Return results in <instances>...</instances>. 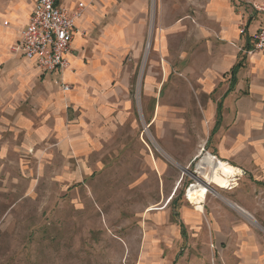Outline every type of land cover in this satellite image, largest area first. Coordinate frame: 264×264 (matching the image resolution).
Instances as JSON below:
<instances>
[{
    "label": "rangeland",
    "instance_id": "1",
    "mask_svg": "<svg viewBox=\"0 0 264 264\" xmlns=\"http://www.w3.org/2000/svg\"><path fill=\"white\" fill-rule=\"evenodd\" d=\"M239 1L245 7L239 11L246 26L263 16L253 6L264 7V0ZM151 10L144 41L137 52H124L119 70L115 68L116 95L112 105L109 103L112 116L102 125L108 131L99 137L94 129L87 130L97 145L86 147L84 141L79 142L80 113L68 103L64 125L71 137L64 140L59 131L39 141L27 137L33 133L20 129L16 116L0 108V264H172L182 246L172 214L176 208L183 209L189 201L188 189L198 184L193 172L200 177L201 171L210 174L209 166L199 167L210 147V121L205 115H196L204 128L194 130L191 125V144L165 146L177 132L166 131L173 124L162 123L154 108L165 105L173 77L184 74L177 70L175 50L170 48L174 40L162 36L163 26L175 20L164 14L160 17L157 0H151ZM188 12L189 20L197 24L194 9ZM159 21L164 25H158ZM234 44L240 58L244 57L242 45ZM148 80L155 91L151 88L145 98L143 86ZM192 91L197 102V93ZM31 100L24 99V109L37 108ZM45 106L41 101L37 109V116L43 119ZM171 116L163 118L168 121ZM35 122L44 127L42 121ZM257 150L250 146L242 157L244 167H237L241 172L236 182L243 192L239 198L253 206L255 218H247L264 235V154ZM219 189L210 184L208 196L236 198L232 188ZM163 211L166 216L158 220ZM188 233L189 241L177 264H206V233L191 226ZM209 248L212 252L214 246L210 243ZM210 261L214 264L213 257Z\"/></svg>",
    "mask_w": 264,
    "mask_h": 264
},
{
    "label": "crops",
    "instance_id": "2",
    "mask_svg": "<svg viewBox=\"0 0 264 264\" xmlns=\"http://www.w3.org/2000/svg\"><path fill=\"white\" fill-rule=\"evenodd\" d=\"M81 2L88 3L89 7L76 21L66 67L44 72L25 57L20 47L21 34L29 23L35 0H0V108L16 116L20 129L33 133L30 136L28 133L27 137L34 136L37 141L49 138L53 131L60 132V139L71 137L64 125L68 103L74 112L80 113L79 142L84 141L86 147L97 145L87 130L94 129L95 133H100L99 137H104L101 135L106 128L102 125L112 116L109 103L112 105L116 95L115 68L119 70L124 52H137L145 38L149 15L153 13L151 0H57L70 13ZM157 8L160 17L164 14V18L175 20L165 26L161 21L157 24L162 23V36L174 40L170 48L175 50L173 58L177 70L184 74V77H173L165 105L154 108L162 123L173 124L166 131L177 132L174 139L170 137L173 142L165 141V146L177 148L191 144L190 127L203 129L204 124L196 115H205L210 121L208 154L242 170V157L250 146L264 154V56L247 59L243 53L244 57L240 58L234 43L241 44L243 49L250 46L262 17L247 22L248 33L241 34L243 22L239 10L244 11L245 7L239 0H235V4L234 0H157ZM190 8L198 19L195 25L189 20ZM189 39L190 52L187 53ZM150 46L148 38L147 47ZM170 75L171 72L168 77ZM64 84H69L71 89L65 91ZM151 88L155 91L148 80L143 86L145 98ZM192 88L197 93V102ZM163 90L164 85L160 95ZM24 99H32L37 108L24 109ZM41 101L46 102L45 111L41 113L44 119L37 116ZM167 114L172 115L168 121L163 118ZM187 115L191 117H184ZM35 121H42L44 127H38ZM179 184L180 181L174 192ZM237 185L231 189L236 198L207 194L202 208L190 201L180 212L176 208L172 214L174 232L179 234L182 246L172 264H177L184 255L189 226L206 233V264H212V257L214 264H264V235L247 218H255L253 206L239 198L243 192ZM223 189L226 188L219 190ZM174 192L163 210L173 199ZM165 213L160 212L158 220H162ZM210 243L214 246L212 252ZM146 253L149 256L148 250Z\"/></svg>",
    "mask_w": 264,
    "mask_h": 264
},
{
    "label": "built area",
    "instance_id": "3",
    "mask_svg": "<svg viewBox=\"0 0 264 264\" xmlns=\"http://www.w3.org/2000/svg\"><path fill=\"white\" fill-rule=\"evenodd\" d=\"M87 8L84 2L79 3L76 10L69 12L60 6L57 0H35L29 23L21 34V49L25 57L44 72L61 70L67 65L76 30V21ZM253 9L262 12L259 28L253 34L250 46L243 49L246 55L264 54V7L254 4ZM6 24L8 22H5ZM241 34L248 33V26L242 23ZM63 89L69 91L71 86L64 84ZM216 159V156H213ZM195 185V184H193ZM192 186V185H191Z\"/></svg>",
    "mask_w": 264,
    "mask_h": 264
},
{
    "label": "bare ground",
    "instance_id": "4",
    "mask_svg": "<svg viewBox=\"0 0 264 264\" xmlns=\"http://www.w3.org/2000/svg\"><path fill=\"white\" fill-rule=\"evenodd\" d=\"M202 170L210 167V174L201 171V177L197 180V185H192L187 191V199L193 204L202 208L208 192V183L215 184L219 188H232L237 184L236 178L240 175V169L223 160H216L210 154L199 164Z\"/></svg>",
    "mask_w": 264,
    "mask_h": 264
},
{
    "label": "water",
    "instance_id": "5",
    "mask_svg": "<svg viewBox=\"0 0 264 264\" xmlns=\"http://www.w3.org/2000/svg\"><path fill=\"white\" fill-rule=\"evenodd\" d=\"M185 169H188V168H185ZM193 177L196 179V180H198L199 178H200V175L197 173V172H193ZM208 185H210L209 183H208Z\"/></svg>",
    "mask_w": 264,
    "mask_h": 264
}]
</instances>
